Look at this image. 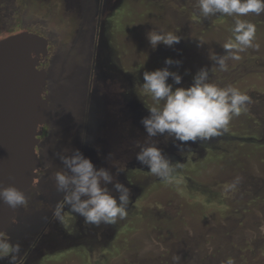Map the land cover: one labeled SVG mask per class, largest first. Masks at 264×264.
Returning <instances> with one entry per match:
<instances>
[{
	"label": "rangeland",
	"instance_id": "1",
	"mask_svg": "<svg viewBox=\"0 0 264 264\" xmlns=\"http://www.w3.org/2000/svg\"><path fill=\"white\" fill-rule=\"evenodd\" d=\"M87 4L0 0V35L34 30L52 50L41 67L49 94L37 143L42 176L2 237L20 245L15 264H176L173 257L178 264H264V14L239 17L256 25L254 46L231 50L240 59L228 58L222 71L210 55H228L224 45L235 43L237 17H204L198 0H113L99 22ZM152 30L171 32L180 42L153 50ZM169 58L180 63L167 65ZM165 67L182 78L180 84L169 78L173 90L191 87L207 69L208 83L234 87L249 101L211 140L149 137L141 121L154 102L142 87L143 73ZM87 119L96 123L86 127ZM85 129L99 142L83 155L114 177L102 186L117 199L116 182L131 190L128 215L115 224H86L67 205L63 220L53 216L64 197L53 178L65 170L60 156L83 153ZM153 145L175 166L171 179L137 161V153Z\"/></svg>",
	"mask_w": 264,
	"mask_h": 264
},
{
	"label": "clouds",
	"instance_id": "2",
	"mask_svg": "<svg viewBox=\"0 0 264 264\" xmlns=\"http://www.w3.org/2000/svg\"><path fill=\"white\" fill-rule=\"evenodd\" d=\"M198 6L200 14L204 17L218 13L237 17L233 28L235 43L224 45L228 55H210V59L222 71H226L228 58L240 59V56L231 50L243 51L254 46L256 25L239 17L250 13L257 16L264 14V0H198ZM147 39L155 50L161 43L169 47L178 44L181 37L163 30H152L147 33ZM165 63L172 65L180 62L169 58ZM170 77L175 84L181 83V76L169 71L168 67L143 73L142 87L154 102L153 106L148 107L149 115L141 121L149 137L167 133L181 144L196 142L198 139L211 140L228 130L232 117L240 115L242 107L249 101L248 95L234 87L219 88L208 83L207 69H202L194 77V83L189 88L178 87L173 90V85L168 83ZM136 159L161 179L168 180L173 177L175 166L155 145L142 148ZM60 160L65 170L55 172L53 178L57 191L63 192L64 197L63 202L59 203L53 212L54 218L63 220L65 205L70 206L73 213L83 217L86 224L96 226L102 223L115 224L118 218L127 217L131 200L130 188L116 182L114 187L120 193L117 199L107 187L102 186V182L112 183L114 177L104 168L97 169L93 161L85 157L79 149L75 150L74 155L60 156ZM121 171L122 169L118 168V173ZM0 200L14 210L28 203L24 192L14 186L0 188ZM19 253V244L13 245L0 238V258L9 257L10 264H15ZM173 260L178 264L179 257H173Z\"/></svg>",
	"mask_w": 264,
	"mask_h": 264
},
{
	"label": "water",
	"instance_id": "3",
	"mask_svg": "<svg viewBox=\"0 0 264 264\" xmlns=\"http://www.w3.org/2000/svg\"><path fill=\"white\" fill-rule=\"evenodd\" d=\"M32 60L25 42L0 50V188L14 186L24 193L33 187L41 168V161L26 152L27 124L34 106L22 83ZM14 212L0 200V235L8 229Z\"/></svg>",
	"mask_w": 264,
	"mask_h": 264
},
{
	"label": "flooded vegetation",
	"instance_id": "4",
	"mask_svg": "<svg viewBox=\"0 0 264 264\" xmlns=\"http://www.w3.org/2000/svg\"><path fill=\"white\" fill-rule=\"evenodd\" d=\"M86 1L88 2L86 6V11L90 9L92 11L91 13L93 20L98 19L100 22V20L103 18L102 16L108 10V4L113 0H86ZM70 2L72 6H77L78 4L79 6H81L84 0H70ZM89 19H91V17ZM19 41L28 44L30 48L31 56L33 58L29 72L23 77V83H22V86L26 88L28 92L31 94V98L29 102L32 103L34 106L33 116L31 119H29L27 124L26 135L28 139V144L26 147V152L28 155L32 154L34 159H39L37 155V150H38L37 143H38V139L41 138V136H43V128L46 123V117L48 115V107H49V94L44 84L45 72L44 70L41 69V67H43L47 61H49L50 57L52 56V50L47 38H45L39 32L37 33V31L30 29L11 30V31H7L3 35H0V50L4 48H9L14 43ZM93 61L94 64L96 65L98 61L97 54L94 55ZM95 74H96L95 69H93L92 72H90L89 74L91 84L94 81L93 79ZM95 123L96 121L93 123L90 122L88 119L85 120L86 127L88 126V124L91 126V124H95ZM84 137H85V141L83 144V154L91 152V150H88V147H91L93 149V147L97 145V142H99L97 141L96 136H92L88 138V133L86 129H85ZM86 137L88 138V141ZM89 139H92V141ZM40 161H41V168L37 178L39 176H42L43 162L42 160Z\"/></svg>",
	"mask_w": 264,
	"mask_h": 264
},
{
	"label": "trees",
	"instance_id": "5",
	"mask_svg": "<svg viewBox=\"0 0 264 264\" xmlns=\"http://www.w3.org/2000/svg\"><path fill=\"white\" fill-rule=\"evenodd\" d=\"M3 235H0V237H2Z\"/></svg>",
	"mask_w": 264,
	"mask_h": 264
}]
</instances>
